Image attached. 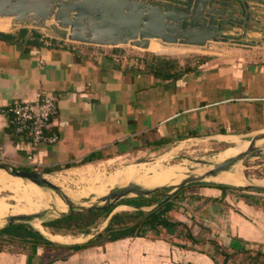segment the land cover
Returning a JSON list of instances; mask_svg holds the SVG:
<instances>
[{"label": "crops", "instance_id": "crops-1", "mask_svg": "<svg viewBox=\"0 0 264 264\" xmlns=\"http://www.w3.org/2000/svg\"><path fill=\"white\" fill-rule=\"evenodd\" d=\"M257 15L264 17V6L259 5ZM241 32L232 27L227 34ZM160 43L170 52L67 42L35 29L0 31L5 162L27 172L50 173L186 141L220 143L264 130V19L240 44ZM194 47L207 50L195 56L190 54ZM151 55L176 59L187 69L177 68L174 78L156 77L143 62ZM44 96L56 105L46 133L56 134L57 140L34 150L25 136L12 131L4 109L15 99L32 102ZM160 140L165 141L151 147ZM215 186L191 184L182 189L189 193L181 190L171 197L174 207L167 215L181 225L171 234L163 231L164 237L101 242L104 219L88 234L46 231L65 238L59 242L2 235L0 264H264V193ZM181 194L191 208L177 201ZM254 252L260 256L252 257Z\"/></svg>", "mask_w": 264, "mask_h": 264}, {"label": "water", "instance_id": "water-1", "mask_svg": "<svg viewBox=\"0 0 264 264\" xmlns=\"http://www.w3.org/2000/svg\"><path fill=\"white\" fill-rule=\"evenodd\" d=\"M259 5L264 6V0H0V18H10L12 24L22 23L54 32L65 36L67 41L73 43L111 47L129 45L146 50L150 40L199 47L210 41H231L233 44H240L247 32L259 28L260 20L264 19L257 15ZM232 27H237L242 32L238 35H228L227 31ZM232 137L248 142L247 148L220 162H215L214 158H184L183 161H187L189 165L204 170L193 173L196 168L189 167L186 177L176 185L144 189L128 183L123 187L112 188L87 206H79L67 199L58 186L46 179L51 175L49 173L17 170L8 163H0V171L22 182L35 184L44 191L49 189L47 192L56 194L67 205L65 211L58 212V216L47 221L85 215L113 206L104 219L106 227L110 218L116 214L115 204L119 201L136 197H159L160 200L149 210L144 209L145 207L122 204L133 210L147 212L159 207L191 184L210 181V184L214 185L264 193V185L258 183L261 178H250L243 171L242 177L247 183L241 186L221 183L214 179L222 173H231L232 167L236 164L243 166L253 158H264V148L255 146L258 141L264 140V130L225 137L219 142L231 144L228 139ZM169 152H162L138 164L154 163ZM44 214L45 210L27 215H9L0 229L15 223H24L42 237L50 238L30 224L34 220L40 223L39 219ZM43 223H40L42 227Z\"/></svg>", "mask_w": 264, "mask_h": 264}, {"label": "rangeland", "instance_id": "rangeland-1", "mask_svg": "<svg viewBox=\"0 0 264 264\" xmlns=\"http://www.w3.org/2000/svg\"><path fill=\"white\" fill-rule=\"evenodd\" d=\"M21 28L35 29L42 34H47L49 36L61 38L65 41L67 40L65 36L58 35V34H55L54 32L47 31L44 29L34 28L30 25H25L22 23L12 24L5 31H14V30H19ZM228 35H234V34H228ZM154 42L161 44L160 41H158V40L154 41ZM210 42H213V41H210ZM226 43L233 44V42H231V41H227ZM209 45L212 46L213 44L210 43ZM127 46H129V45H127ZM133 49H135V50L138 49L137 51H139V52L152 53L149 50L139 49V48H135V47H133ZM190 50H191L190 54L192 53L193 55L197 56L196 53H199L200 50H207V48H196V47H194ZM243 142L244 141H240L238 144H236V142H230L231 144H228V143H216L213 141L212 142H204V141H193L192 140V141H186L183 143H179L177 145L170 146L168 148H164L165 150L163 149V150H159L156 152H150V153H146V154L143 152L142 153L133 152V153H130V154L125 155V156H120L118 158L117 157H114L111 159L103 158L101 160H97V161H94L92 163H87V164H82V165L80 164V165L74 166L72 168L62 169V170H58L56 172L55 171L50 172L49 174H51L50 177L56 178L58 176V178H65L66 181L64 182V186L67 185L66 187H68V188L76 189L77 187L81 186L79 181L82 178L89 179V178H92L96 174H98V175L111 174L114 171H118V170L121 171V170L131 169V168H132L131 170H133L136 167L140 169L143 164H138V163H141V162L143 163L144 161L150 160L162 152L170 151L168 153V155H166V156H164V158L158 160L159 166L163 167V169H166L169 167H173L176 169L177 166L178 167L182 166L181 163H183L184 158L212 159V158H216V157L220 156V157L226 159L228 156L232 155V153H234V152L236 154L241 153L247 148V147H245V148L239 150V147L241 146V144ZM259 145H260V143L255 144V146H259ZM171 152H174V153H172L173 155L170 156ZM178 157H181V158H178ZM1 163H6V162H1ZM15 169L21 170V169H18L16 167H15ZM242 170L250 178H255V179L261 178V179H263L264 178V158H253V159L247 161L243 165ZM22 171H24V170H22ZM40 172L41 171H39L38 173H40ZM42 173H43V171H42ZM22 183L27 184L28 182L23 181V182H21V184ZM210 183H211L210 181H205V183H202V184H210ZM21 184L11 185L4 178L0 177V227L5 224V219L7 216L12 215V214L15 215L16 214L15 210H17L19 207L23 206L22 204H24V200H23V198H20V197L21 196H28V194H30L31 192L33 193V191H30L28 188H25ZM33 186L38 188V189H41L40 187H38L36 185H33ZM46 191H50V190L47 189ZM52 192H54V191H52ZM185 192H188V190L187 191H185V190L181 191V193H185ZM192 196H194V195H191L190 197H192ZM19 198L22 200H19ZM1 199H4L3 205H1V202H2ZM183 199H184V195L181 194V197L179 199H177V201L182 202L184 204L183 205L184 208H187V209H188V207L191 208L189 203H192V202H189L188 200H183ZM173 200H175V199H173ZM151 207L152 206L145 207L144 209L149 210ZM125 208H127V209H125ZM132 210H133L132 208L126 207L122 204H118L115 207L114 212H116V213L131 212ZM40 211H44V209H41L38 212H40ZM38 212H36V213H38ZM19 214H22V213H19ZM56 216H58L57 212H53L51 210H45V214L39 219V221L42 224L43 222H45L51 218H54ZM98 221H99V218L96 220V222H98ZM30 224L33 225L32 222H30ZM95 225L96 224H94L92 226L95 227ZM46 229L47 230H45V231H51L49 228H46ZM147 235L154 236L155 233L153 231H147Z\"/></svg>", "mask_w": 264, "mask_h": 264}, {"label": "bare ground", "instance_id": "bare-ground-1", "mask_svg": "<svg viewBox=\"0 0 264 264\" xmlns=\"http://www.w3.org/2000/svg\"><path fill=\"white\" fill-rule=\"evenodd\" d=\"M11 25L12 23H11L10 18H0V31H5ZM146 50H149L155 54H163V53L170 52L164 49L163 47H161V44L159 46L158 43H155L152 40H150L149 45ZM183 51L184 50H182V52ZM228 140L230 142H236V144H238L241 141L237 137H232ZM257 143H260L259 146H262L264 148V140H260ZM248 144H249L248 142H243L241 146L239 147V150L247 147ZM172 153L174 152H171L170 156L173 155ZM235 155L236 153L234 152L232 153V155L228 156L227 158L235 156ZM213 160L215 162H220L224 160V158L219 156V157L214 158ZM181 164L182 166H179V167L177 166L176 169L173 167L163 169V167L159 166L158 161H155L154 163H151V164H147V165L143 164L140 169L136 167L133 170H131L132 169L131 168V169H125L121 171L119 170L114 171L111 174H103V175L96 174L92 178H89V179L82 178L79 181L81 186L77 187L76 189L68 188L66 187L67 185L64 186V182L66 181L65 178H58V176L56 178L47 176L46 179L52 184L58 186L62 194L74 204H77L79 206H87L90 203L94 202L98 197H102L105 194H107L109 190L115 187H123L128 183L136 184L139 187L144 188V189H152V188L165 186V185L173 186V185L178 184L181 180H183L186 177L185 174L189 171L188 170L189 167L196 168V170H194L193 173H199L202 170H204V168L202 170H198L197 169L198 167H196L195 165H189L187 161H183V163ZM242 169H243V166L236 164L235 166L232 167L233 171L231 173H222L214 177V179L218 182L227 183V184H231L235 186L244 185L247 182L242 177V171H243ZM0 177L4 178L11 185L21 184L22 182L19 179L6 175L2 171H0ZM258 183L264 185V178L258 180ZM21 185L24 186L25 188H28L30 191H33V193L31 192L30 194H28V196L20 197V198H23L24 204H22L23 206L15 210L16 212L15 215L33 214V213L38 212L41 209L51 210L57 213L63 212L66 210L67 205L62 200H60V198L56 196V194L44 191L42 189H38L34 187L33 185L35 184H32V183H27V184L22 183ZM20 198L19 200H22ZM1 201H2L1 205H3L4 199H1ZM19 213H22V214H19ZM32 223L35 227L43 231L51 239L57 240L58 242L63 241L65 239L60 235L49 234L48 232L45 231V229L41 226V224L36 220L32 221Z\"/></svg>", "mask_w": 264, "mask_h": 264}, {"label": "trees", "instance_id": "trees-1", "mask_svg": "<svg viewBox=\"0 0 264 264\" xmlns=\"http://www.w3.org/2000/svg\"><path fill=\"white\" fill-rule=\"evenodd\" d=\"M24 30L20 31V34H24ZM144 64L149 65L153 74L159 78H168L176 77V69L179 68V72L185 71L187 68L183 69L182 66H178L176 59L168 57H160L151 55L150 58H143ZM171 75V76H170ZM165 140H160L157 142L151 143L152 146H158L163 143ZM86 162V160L84 161ZM195 186V184H194ZM215 187L220 188V185ZM160 199L157 197H136L123 199L116 203L118 204H131L136 207H148L156 204ZM114 205V206H115ZM174 204L172 200H168L157 208H154L150 211L144 212L142 210H132L131 212H122L114 214L105 229L99 233V238H102L101 242L111 241L120 237L126 236H142L150 238H160L164 235L171 234L174 232V229L181 225L180 222L171 220L167 213L172 210ZM113 208L109 207L101 211L88 213L85 215H79L74 217H62L54 220L47 221L43 223V226L49 228L52 233H62V234H88L90 227L96 224V220L105 219ZM183 228L185 226L183 225ZM147 231H153L154 236L147 235ZM165 231V232H163ZM5 235L9 238L22 239L26 238L34 239V242L44 241L41 235L32 230L27 224L24 223H15L12 225H7L0 229V236ZM192 240L191 236H189ZM100 242V243H101ZM93 241H88V244H92ZM74 251H70L72 253ZM222 254V253H221ZM224 255V254H223ZM260 254L254 252L252 257L258 258ZM224 259H226L224 257Z\"/></svg>", "mask_w": 264, "mask_h": 264}, {"label": "built area", "instance_id": "built-area-1", "mask_svg": "<svg viewBox=\"0 0 264 264\" xmlns=\"http://www.w3.org/2000/svg\"><path fill=\"white\" fill-rule=\"evenodd\" d=\"M4 111L10 117L9 123L12 131L25 136L32 149L35 150L42 142L49 144L56 142V134L48 135L46 133L49 122L57 111L52 97L44 96L32 102L15 99L7 104ZM27 158L30 159L31 157L28 156ZM1 162H5V160L4 149L0 145Z\"/></svg>", "mask_w": 264, "mask_h": 264}, {"label": "flooded vegetation", "instance_id": "flooded-vegetation-1", "mask_svg": "<svg viewBox=\"0 0 264 264\" xmlns=\"http://www.w3.org/2000/svg\"><path fill=\"white\" fill-rule=\"evenodd\" d=\"M159 198V197H158ZM160 199V198H159Z\"/></svg>", "mask_w": 264, "mask_h": 264}]
</instances>
